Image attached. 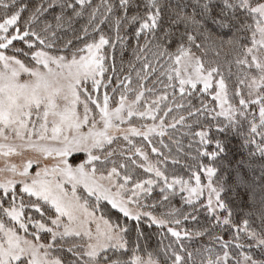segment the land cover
<instances>
[{"label":"snow or ice","instance_id":"obj_1","mask_svg":"<svg viewBox=\"0 0 264 264\" xmlns=\"http://www.w3.org/2000/svg\"><path fill=\"white\" fill-rule=\"evenodd\" d=\"M0 264H264V0H0Z\"/></svg>","mask_w":264,"mask_h":264},{"label":"trees","instance_id":"obj_2","mask_svg":"<svg viewBox=\"0 0 264 264\" xmlns=\"http://www.w3.org/2000/svg\"><path fill=\"white\" fill-rule=\"evenodd\" d=\"M126 58H127V57H126ZM229 140H230V143H229L228 147L232 150L233 153L236 154V156H237V158H238V156H239V154H240L239 151H238V149H239V144H240V140H239V138L236 137V136H232V137H230Z\"/></svg>","mask_w":264,"mask_h":264}]
</instances>
